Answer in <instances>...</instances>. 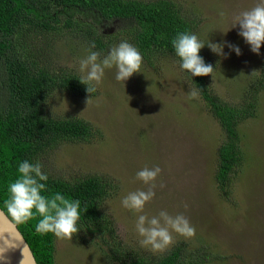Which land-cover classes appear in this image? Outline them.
I'll use <instances>...</instances> for the list:
<instances>
[{"label": "rangeland", "instance_id": "1", "mask_svg": "<svg viewBox=\"0 0 264 264\" xmlns=\"http://www.w3.org/2000/svg\"><path fill=\"white\" fill-rule=\"evenodd\" d=\"M173 1L197 16L196 35L202 42L226 41L241 50L237 55L225 46V58L207 45L202 48L217 66L210 84L219 97L237 103L252 84H260L258 114L240 126L244 160L228 190L223 192L216 179L217 149L224 138L221 127L200 96L189 99L193 87L185 71L173 55L164 52H157L151 62L143 59L140 73L124 83L115 79V68L105 69L102 81L93 82L96 91L88 104L89 96L55 92L47 106L50 113L86 120L97 135L90 142L59 144L40 157V164L44 171L68 180L87 174L107 178L104 209L115 234L143 254L163 252L141 246L142 237L135 230L138 215L151 217L164 210L173 216L182 213L195 228L192 238L173 232L172 245L208 246L216 257L211 264H264V45L257 55L238 35V25L229 30L233 17L258 0ZM81 20L77 17L76 22ZM71 31L61 29L38 37L35 43L43 58L81 77L80 60L88 55L91 43L82 28ZM127 31L120 22L104 24L95 35L106 49L91 50L99 52L102 60L121 41L131 44ZM156 166L161 173L144 213L124 208L121 201L129 192L147 188L136 173ZM56 247V264H114L96 239L81 229L72 240L56 238Z\"/></svg>", "mask_w": 264, "mask_h": 264}, {"label": "trees", "instance_id": "2", "mask_svg": "<svg viewBox=\"0 0 264 264\" xmlns=\"http://www.w3.org/2000/svg\"><path fill=\"white\" fill-rule=\"evenodd\" d=\"M80 17L81 22H76ZM88 22H91L88 23ZM120 22L128 38L143 59L151 62L157 52L176 55L172 41L178 32L197 34V16L185 11L173 0H0V207L7 213L4 201L8 185L18 177L19 164L25 160L40 163V157L63 142H90L95 127L81 118H61L47 108L55 92L89 96L80 75L66 67L58 68L52 59L43 58L35 43L38 37L53 35L61 29L82 28V35L104 50L106 44L95 35L104 24ZM82 25V27H80ZM211 75L192 77L184 70L193 88L220 125L224 138L217 149L216 179L223 192L231 184L244 160L240 126L257 116L260 84H252L239 102L219 97L210 84L216 71L215 62L201 49ZM45 59V61H44ZM91 93L90 95H92ZM48 176L43 195L60 192L80 201L77 227L91 239L114 264H211L216 257L208 246L178 242L159 254H143L122 242L104 209L109 192L107 178L87 174L74 180ZM9 216V215H8ZM10 217V216H9ZM11 218V217H10ZM37 220L17 224L38 264H56V237L37 234ZM193 246V247H192Z\"/></svg>", "mask_w": 264, "mask_h": 264}, {"label": "clouds", "instance_id": "3", "mask_svg": "<svg viewBox=\"0 0 264 264\" xmlns=\"http://www.w3.org/2000/svg\"><path fill=\"white\" fill-rule=\"evenodd\" d=\"M223 15V13H221ZM239 26L238 35L250 46V50L259 55L261 46L264 45V0H258L254 7L235 15L229 28ZM228 30V31H229ZM226 33V32H225ZM176 55L180 58V67L191 73L192 77L211 75L214 67L206 64L200 51L205 45L215 54L227 57L224 47L227 46L237 55L241 54L238 46L228 42L207 44L202 42L197 35L189 32H178L172 41ZM95 48L93 42L88 50V55L80 60L79 71L84 73L79 79L86 86L89 94L87 104L90 102V94L96 91L95 84H99L105 74V69H116L115 79L125 82L140 73L143 58L139 50L127 41H121L112 46L108 54L101 60L100 53L92 51ZM255 74V71L252 72ZM200 89L193 88L189 91V99L198 98ZM19 177L8 185V198L4 201L8 215L16 224H26L37 220L35 231L37 234H53L60 240H72L80 229L77 222L80 219V201L66 197L60 192L43 195L47 191L46 182L48 176L42 171V165L27 160L21 162L18 167ZM161 169L144 167L136 173V179L147 186L146 190L129 192L121 203L122 206L136 213H144L145 205L155 196L156 179ZM187 207V205H185ZM135 230L142 239L139 241L142 247L151 251L164 252L173 243V232L185 238L195 235V228L189 219L182 213L170 215L167 211H160L156 216L146 214L138 215Z\"/></svg>", "mask_w": 264, "mask_h": 264}, {"label": "water", "instance_id": "4", "mask_svg": "<svg viewBox=\"0 0 264 264\" xmlns=\"http://www.w3.org/2000/svg\"><path fill=\"white\" fill-rule=\"evenodd\" d=\"M0 264H38L18 225L0 207Z\"/></svg>", "mask_w": 264, "mask_h": 264}]
</instances>
